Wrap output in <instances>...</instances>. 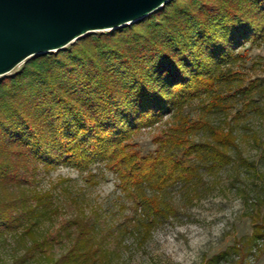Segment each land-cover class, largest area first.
<instances>
[{
    "label": "trees",
    "instance_id": "16d2710c",
    "mask_svg": "<svg viewBox=\"0 0 264 264\" xmlns=\"http://www.w3.org/2000/svg\"><path fill=\"white\" fill-rule=\"evenodd\" d=\"M85 37L65 50L29 58L20 72L0 80V183L15 182L29 160L81 170L104 163L133 200L131 233L145 240L175 215L165 192L188 187L203 164L209 169L230 164L226 150L235 139L215 123L184 117L158 139L155 153L141 155L129 140L212 94L218 83H231L233 73L226 67L239 57L236 51L248 41L264 40V0H171L143 20ZM213 96L211 108L221 112L230 96ZM199 132L210 138L192 140ZM20 206L23 212L15 214ZM42 216L23 200L0 205V236L18 229L32 236ZM89 231H80L52 264H101L107 251ZM263 239L264 221L255 225L251 241ZM31 240L15 264L45 255L48 242ZM241 244L232 252L240 255ZM228 254L221 252L209 263Z\"/></svg>",
    "mask_w": 264,
    "mask_h": 264
},
{
    "label": "rangeland",
    "instance_id": "374dc122",
    "mask_svg": "<svg viewBox=\"0 0 264 264\" xmlns=\"http://www.w3.org/2000/svg\"><path fill=\"white\" fill-rule=\"evenodd\" d=\"M236 53L237 60L226 67L233 73L231 83H218L212 94H203L152 126L141 128L129 140L139 154L155 153L160 147L158 139L184 117L215 123L222 132H232L235 145L226 150L230 164L214 169L203 164L199 178L188 187L179 185L165 192L175 215L142 240L140 234L130 231L134 228L133 200L104 163L94 162L88 170H81L29 160L19 167L15 182L0 183V205L23 200L26 207L43 216L32 236H22L23 229L0 236V264L21 260L34 238L48 242L45 255L27 257L25 264H52L70 250L85 229L93 234L94 243L107 251L101 264H210L225 251L230 254L214 264H264V239L251 241L255 225L264 221V40L248 41ZM26 62L0 80L20 72ZM218 93L222 98L230 96L221 103V112L210 105ZM209 138L203 132L192 135L195 141ZM182 158L188 164V157ZM22 209L20 206L14 213H22ZM238 242L242 243L240 255L231 249Z\"/></svg>",
    "mask_w": 264,
    "mask_h": 264
},
{
    "label": "water",
    "instance_id": "95a60500",
    "mask_svg": "<svg viewBox=\"0 0 264 264\" xmlns=\"http://www.w3.org/2000/svg\"><path fill=\"white\" fill-rule=\"evenodd\" d=\"M170 1L0 0V77L91 32L143 20Z\"/></svg>",
    "mask_w": 264,
    "mask_h": 264
}]
</instances>
